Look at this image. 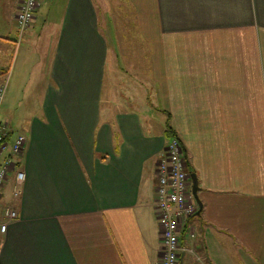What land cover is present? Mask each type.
<instances>
[{
    "label": "crops",
    "instance_id": "obj_1",
    "mask_svg": "<svg viewBox=\"0 0 264 264\" xmlns=\"http://www.w3.org/2000/svg\"><path fill=\"white\" fill-rule=\"evenodd\" d=\"M21 1L0 0V121L10 146L26 136L21 194L16 171L1 189L0 223L10 205L18 217L0 264H159L173 138L202 203L183 246L201 264H264V0H38L20 38ZM38 56L23 103L18 64Z\"/></svg>",
    "mask_w": 264,
    "mask_h": 264
},
{
    "label": "built area",
    "instance_id": "obj_2",
    "mask_svg": "<svg viewBox=\"0 0 264 264\" xmlns=\"http://www.w3.org/2000/svg\"><path fill=\"white\" fill-rule=\"evenodd\" d=\"M37 6L38 0H22L20 2L16 21L20 38L31 26ZM6 73L7 77L0 83V112L7 92L8 72ZM10 135L9 124L0 121V158L4 156L9 147L11 150V154L0 165V198L1 189L5 186L12 171L17 172V184L13 191L14 197L20 196V186L25 180V173L18 171V163L24 153L26 136L21 133L18 134L10 146ZM158 171L155 201L158 218L163 229L159 264H182L183 256L187 252L195 256L192 264H201L203 260L195 249L185 248L181 242V231L184 224L196 216L200 209L193 193L192 173L188 170L183 147L177 138H173L167 144ZM17 217L18 212L13 206L10 205L5 208L4 219L0 223V238L7 232L9 221ZM191 235H195L193 230Z\"/></svg>",
    "mask_w": 264,
    "mask_h": 264
},
{
    "label": "rangeland",
    "instance_id": "obj_3",
    "mask_svg": "<svg viewBox=\"0 0 264 264\" xmlns=\"http://www.w3.org/2000/svg\"><path fill=\"white\" fill-rule=\"evenodd\" d=\"M37 61H39V56L36 58V60H31V61L30 60H26L25 62H23L22 65L18 64V69L21 68L22 73H18L17 74V79H15L16 85H15V87H14L15 89L13 91L15 93V94L13 93V98L17 97L16 95L19 94V97H20V99H22L23 103H24V101H25V103H28V104L31 102L30 100L27 101L26 99H24L26 96H24L23 89H25V87H27L25 91H27V94H28V91H29V88H30V86H28V83H30L29 85L32 86V82L29 81L26 84L25 81H26L27 78L24 81L23 80L21 81L20 77L23 76L26 71H29L31 69L32 65L34 63H36ZM14 66H15V63H14ZM12 72H13V70H12ZM12 72H11V75H12ZM24 84H26V85L23 86ZM11 86H13V83L11 84Z\"/></svg>",
    "mask_w": 264,
    "mask_h": 264
},
{
    "label": "water",
    "instance_id": "obj_4",
    "mask_svg": "<svg viewBox=\"0 0 264 264\" xmlns=\"http://www.w3.org/2000/svg\"><path fill=\"white\" fill-rule=\"evenodd\" d=\"M191 176H192V182H193V193H194V195L196 197V200L199 203V209L201 211L202 203H201V201L199 199V196H198V189H199L198 178H197V175L195 173H192Z\"/></svg>",
    "mask_w": 264,
    "mask_h": 264
}]
</instances>
